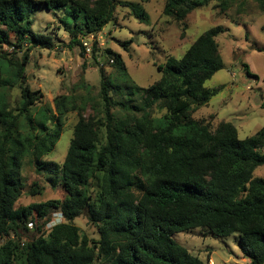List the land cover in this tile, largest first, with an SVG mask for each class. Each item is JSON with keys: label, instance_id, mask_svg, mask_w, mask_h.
I'll return each mask as SVG.
<instances>
[{"label": "trees", "instance_id": "obj_1", "mask_svg": "<svg viewBox=\"0 0 264 264\" xmlns=\"http://www.w3.org/2000/svg\"><path fill=\"white\" fill-rule=\"evenodd\" d=\"M234 1L167 0L164 13L184 21L212 2L226 11ZM259 1L264 8V0ZM68 5L73 6L68 15L83 19L65 27L71 47L80 46L82 55L80 39L114 21L118 5L140 22H150L135 2L0 0V87L18 84L21 89L16 111L0 103V237L6 238L0 245V264H19L21 259L24 264H209L175 239L195 229L214 238L239 234V247L251 264H264V178L254 175L264 166V127L241 139L231 122L213 128L211 120L193 116L225 89L205 86L224 69L216 40L222 26L204 32L181 58L169 57L159 65L162 77L149 87L126 86L122 102L112 93L120 95L124 88L114 86L100 69L105 114L90 119L79 114L62 165L67 197L15 207L24 188L21 169L26 157L37 171L59 169L41 159L55 149L69 110L57 103L58 115L48 118L54 119L55 128L42 122L36 129L30 109L43 96L27 86L26 67L31 49L56 46L51 35L33 32L35 12ZM18 52L22 58L15 57ZM106 53L128 76L121 55L110 49ZM138 95L140 104H131ZM117 106L133 114L117 117ZM154 108L164 115L154 117ZM41 189L34 183L31 192ZM58 212L63 222L50 226ZM83 215L98 228V240L81 235L74 222ZM29 232L34 233L32 239L22 241Z\"/></svg>", "mask_w": 264, "mask_h": 264}, {"label": "rangeland", "instance_id": "obj_2", "mask_svg": "<svg viewBox=\"0 0 264 264\" xmlns=\"http://www.w3.org/2000/svg\"><path fill=\"white\" fill-rule=\"evenodd\" d=\"M118 1L140 4L149 15L150 22H140L127 7L118 5L115 20L99 33L101 45L96 44L89 56L85 53L82 55L80 46L71 47L66 24L74 26L76 22H83L81 17L67 14L72 11V5L51 11L39 9L34 14L33 32L49 34L56 43L53 50L33 48L30 51L31 60L26 67L27 86L43 96L30 109L34 126L39 130L38 124L46 122L47 127L54 129V119L48 118L58 115L59 102L69 111L62 118L64 130L55 149L41 159L55 163L59 169L55 172L46 169L37 171L31 157H26L21 169L24 188L15 204L16 208L67 197L62 182V165L79 114L86 119L102 118L105 114L100 94V69L104 70L114 86L124 88L123 95L112 93L115 100L122 102L127 98L126 86L136 84L143 88L149 87L162 77L159 65L166 63L169 57L181 58L204 32L216 26L223 28L216 40L224 69L208 80L205 86H224L225 89L208 105L198 108L193 116L211 120L213 128L222 121L231 122L237 127L241 139L254 135L264 127V8L259 0H235L226 11L222 10L218 2H212L193 11L184 21L165 15L167 0ZM130 40L132 43L126 44ZM108 49L121 55L128 76L122 75L109 61L111 57L106 53ZM22 56L23 52L15 55L16 58ZM245 65L251 75L245 70ZM132 98L136 101L131 104H140V95ZM20 101L21 89L18 84L11 88L0 87V103H7L10 109L16 111ZM113 112L117 117L133 114L121 106H117ZM164 113L158 108L152 111L156 118L162 117ZM23 131L27 132L25 128ZM254 175L264 178V166L257 168ZM34 183L42 188L39 192H31ZM74 223L80 228L82 236L86 235L95 241L99 239L98 228L85 215ZM33 235L32 232L25 233L22 241L29 242ZM238 237L239 234L214 238L203 229L175 235L178 243L209 264H251L239 247ZM5 242L6 238L0 237V245ZM23 260H19V264H24Z\"/></svg>", "mask_w": 264, "mask_h": 264}, {"label": "built area", "instance_id": "obj_3", "mask_svg": "<svg viewBox=\"0 0 264 264\" xmlns=\"http://www.w3.org/2000/svg\"><path fill=\"white\" fill-rule=\"evenodd\" d=\"M98 36H99V33L98 34H90V35L85 36V37L80 39L86 55L89 56L93 52L94 46L96 44L101 45V42H100ZM111 62H113V60H111ZM61 222H63L62 213H60V212L55 213L54 217H53V221L50 224V226L60 224ZM30 226L32 227V224H30Z\"/></svg>", "mask_w": 264, "mask_h": 264}]
</instances>
